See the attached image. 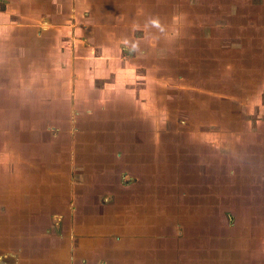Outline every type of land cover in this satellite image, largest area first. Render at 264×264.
I'll return each mask as SVG.
<instances>
[{
  "label": "crops",
  "instance_id": "0c3cea01",
  "mask_svg": "<svg viewBox=\"0 0 264 264\" xmlns=\"http://www.w3.org/2000/svg\"><path fill=\"white\" fill-rule=\"evenodd\" d=\"M221 1L234 18L171 46L167 0H0V264H176L180 239L260 227L264 14Z\"/></svg>",
  "mask_w": 264,
  "mask_h": 264
},
{
  "label": "rangeland",
  "instance_id": "374dc122",
  "mask_svg": "<svg viewBox=\"0 0 264 264\" xmlns=\"http://www.w3.org/2000/svg\"><path fill=\"white\" fill-rule=\"evenodd\" d=\"M167 1L172 2V5H171L173 8L172 13H174L172 17L175 16V17H180L182 19V22H179L178 24L174 25L175 32L173 33L176 35V37L172 34V37L169 42V45L171 46L175 45V43L176 45L177 44L182 45L184 42V39L182 38V36L184 35L186 36L187 39L192 38L193 39L192 41H198L199 43L202 37L201 38L194 37V33L197 34L199 32V34H201L200 31L202 29L204 31L206 30L208 31L209 29L208 32L212 30V33L213 31L216 30L214 26L210 24L211 23L210 19L220 17V18H228L230 20L231 18H234L233 16L227 14L228 10L226 11L225 9H222L221 0H219V3H217L215 0H176L177 1L176 4L178 3V6H177L178 8L176 9L173 5V2H175L174 0H167ZM196 1L198 2V4L193 6V4ZM234 1L240 2L241 0H234ZM251 1L257 2L258 0H251ZM260 2H261L260 4L261 11L254 10V7L256 6L252 7L251 5V10L248 11L249 14L244 13L243 17H245V19L249 18L253 20L255 23H257L258 15L264 14V0L262 1L260 0ZM159 12L166 13L167 14L166 16H170L168 15L169 11L167 8L162 9ZM190 14L192 16H190ZM237 14H239V11ZM206 21L208 22V24H210V26H204V24H206ZM236 28L237 27L235 26L234 27L235 32H237ZM255 28L258 29L257 26L254 27V29ZM244 29L246 30V32H249L251 27L249 28L244 23ZM199 34H197L196 36H200ZM253 43L255 42L252 41L251 44ZM185 44H187V42ZM241 44L243 45V43L240 42L239 44L240 45L239 49L241 51H237L233 55H230L229 57L230 60H228V63H227L228 66H232V64L238 65L239 62H240V65H242V62L243 64H247L248 56L250 55L245 52ZM194 55H195L194 53L191 54V51L188 53V56L191 59L193 58ZM186 65H188V60L186 62ZM239 70L240 69H238V71ZM238 73H240V71ZM241 73L240 75H242ZM253 85L254 84L252 83L250 84V86H252V89L249 90V93L245 92L242 95V98H250L254 94ZM258 96L259 98L257 100V103L251 100V103L249 104V106L246 105V110H250L251 112L249 125L251 126L252 129L255 126L257 127L258 122L264 120V90H262ZM236 106L237 107H235L233 113L231 114L235 113L236 115L237 113L236 116L241 115V114H246V112H244L245 110L244 106H240V105H236ZM227 110H228L227 105H222L221 103L220 104L218 103V110L214 111L213 113L215 115L217 114L225 115V116H222V118H225L226 120H230L229 118L231 116L229 115V112H227ZM258 116L260 118L257 119ZM242 123H243V118L238 116L236 117L235 121L231 123V125L238 126V125H242ZM262 132H264V130L261 131L260 126H258L257 129H255L254 134H252L254 135L253 138L255 137V139H257V137L260 136L262 139H264V134H262ZM221 138L222 137H220L219 139ZM259 160L262 161V158L259 157L258 161ZM240 185H242V181H240ZM251 185H252V182H251ZM238 220H239L238 224L242 226L246 225L249 227H247L243 232H238L239 231L238 230V231H234L233 233L228 228L226 230L223 229L222 230L223 232L218 231L215 233L211 232L212 230L209 229L208 230L209 233H205L204 235H202L201 238L200 237L197 238L194 236V238H197V239H193L189 241H184L183 239H180V245L177 249L178 252L176 254L177 258L175 256V258L177 259L176 264H181V263L186 264L187 261H190L191 263H198V264L202 262L205 264H264V233L260 232L261 228L264 229V217L261 216L260 218H258V220H260L259 221L260 227H252V223L249 224L248 222L250 221L249 219L247 221V220H243L242 218L240 219L238 218ZM228 221H229V218H228ZM188 242H193V243H188Z\"/></svg>",
  "mask_w": 264,
  "mask_h": 264
},
{
  "label": "clouds",
  "instance_id": "9594fccd",
  "mask_svg": "<svg viewBox=\"0 0 264 264\" xmlns=\"http://www.w3.org/2000/svg\"><path fill=\"white\" fill-rule=\"evenodd\" d=\"M150 22H151V24H152L154 27H157V28H159L160 30H163V28H162V26L160 25V23H159L158 20L153 19V20H151Z\"/></svg>",
  "mask_w": 264,
  "mask_h": 264
},
{
  "label": "flooded vegetation",
  "instance_id": "af4514ba",
  "mask_svg": "<svg viewBox=\"0 0 264 264\" xmlns=\"http://www.w3.org/2000/svg\"><path fill=\"white\" fill-rule=\"evenodd\" d=\"M261 11V10H260ZM235 21V20H234ZM240 25V24H238ZM236 26V24H229V26L227 27L228 29H230V32L234 30V27ZM239 28L241 29V27L239 26Z\"/></svg>",
  "mask_w": 264,
  "mask_h": 264
}]
</instances>
